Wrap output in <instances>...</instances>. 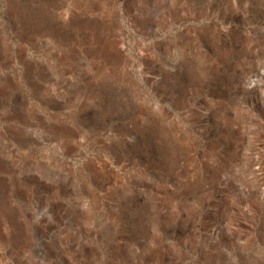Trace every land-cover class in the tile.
Wrapping results in <instances>:
<instances>
[{"label":"rangeland","instance_id":"rangeland-1","mask_svg":"<svg viewBox=\"0 0 264 264\" xmlns=\"http://www.w3.org/2000/svg\"><path fill=\"white\" fill-rule=\"evenodd\" d=\"M0 264H264V0H0Z\"/></svg>","mask_w":264,"mask_h":264}]
</instances>
